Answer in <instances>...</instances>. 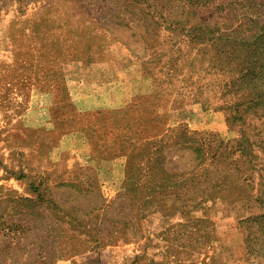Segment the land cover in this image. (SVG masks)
Instances as JSON below:
<instances>
[{
    "label": "rangeland",
    "instance_id": "374dc122",
    "mask_svg": "<svg viewBox=\"0 0 264 264\" xmlns=\"http://www.w3.org/2000/svg\"><path fill=\"white\" fill-rule=\"evenodd\" d=\"M0 264H264V0H0Z\"/></svg>",
    "mask_w": 264,
    "mask_h": 264
}]
</instances>
